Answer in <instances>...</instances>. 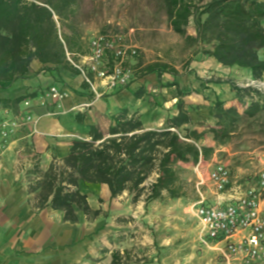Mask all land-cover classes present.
Segmentation results:
<instances>
[{"label": "trees", "instance_id": "obj_1", "mask_svg": "<svg viewBox=\"0 0 264 264\" xmlns=\"http://www.w3.org/2000/svg\"><path fill=\"white\" fill-rule=\"evenodd\" d=\"M164 15L171 29L191 45L194 52L208 54L217 63L245 69L252 79L264 75V0H161ZM73 0H0V87L25 78L33 60L49 69L77 71L67 61L65 52L77 47L76 36L61 35L58 24L73 12ZM194 35L186 26L194 16ZM208 45V48H204ZM156 72L177 75L176 70L162 62L139 66L138 77ZM221 81V80H218ZM230 83V80H223ZM84 85L87 84L84 82ZM177 112L166 118L162 127L145 125L146 113L120 108L111 115L106 135L92 124L88 136L71 141L60 165L51 164L41 178L28 187L36 188V206L64 211L65 220L77 221V213L96 216L100 209H91L87 195L80 187L106 184L110 198L126 191L132 201L142 195L145 203L182 196L178 162L197 164L208 159L218 145L225 144L243 119L254 118L264 110V96L251 86L231 87L237 101L245 104L242 113L224 106L217 97L211 106L213 125L207 131L214 145H197L204 131L184 127L190 115L183 108L181 91L175 82ZM34 92L12 98L0 96V106L15 109ZM141 88L133 96L140 97ZM92 97H89L90 99ZM76 120L80 118L76 116ZM184 131V132H182ZM153 177L149 182L148 179ZM127 251L111 252L108 264H125Z\"/></svg>", "mask_w": 264, "mask_h": 264}, {"label": "rangeland", "instance_id": "obj_2", "mask_svg": "<svg viewBox=\"0 0 264 264\" xmlns=\"http://www.w3.org/2000/svg\"><path fill=\"white\" fill-rule=\"evenodd\" d=\"M72 6L73 12L58 24L61 35L78 38L72 52H85L90 36L96 32L119 33L125 42L135 46L136 55L131 60L135 79L126 87L139 82L140 64L162 62L176 70L174 76L184 79L187 87L181 105L188 111L190 122L184 127L205 132L196 142L199 146L212 141L207 129L213 125L211 106L215 97L224 106L242 113L245 104L236 100L232 84L240 88L251 86L264 96V75L255 80L245 69L224 66L208 54L194 52L196 46L168 25L161 0H73ZM194 17L190 16L186 26L190 35H194ZM263 52L264 49L260 51ZM170 75L160 76L159 85L149 86L142 98L144 109L139 115L146 113L147 127H162L166 118L177 112V101L173 103L167 89L161 87ZM228 79L230 83L223 81ZM23 86L9 83L0 87V96L21 94ZM214 162L226 164L237 177H253L264 168V110L254 118L243 119L210 158L200 159L195 165L178 162L182 196L170 198L164 194L161 199L145 203L144 195L132 201V195L124 191L113 198H98L100 207L106 208L102 214L107 228V252L127 251L125 264H225L215 249L201 244L193 206L197 188L209 194L207 173ZM201 180L203 183L197 185ZM90 188L100 192L98 186H81L83 190Z\"/></svg>", "mask_w": 264, "mask_h": 264}, {"label": "crops", "instance_id": "obj_3", "mask_svg": "<svg viewBox=\"0 0 264 264\" xmlns=\"http://www.w3.org/2000/svg\"><path fill=\"white\" fill-rule=\"evenodd\" d=\"M164 81L161 87L167 89L173 103L176 87L166 86L168 82H175L181 91L187 92L185 80L180 77L171 74ZM14 83L24 85L21 94L35 93L24 99H29V111L37 121L34 130L29 124L21 126L0 157V264H108L111 254L107 252V228L102 214L106 208H101L98 202L100 197H110L106 184H87L98 186L100 192L80 187L91 209H100V213L91 217L77 213V221L65 220L61 209L49 205L37 207L35 196L39 188L30 192L28 187L38 181L51 164L60 165L71 141L87 137L90 125L98 126L106 135L112 123L111 115L120 108L142 113L146 89L159 85L156 72L96 99H88L91 92L78 73L49 69L37 60L31 62L28 76ZM52 84L67 92L59 101L51 100L46 94V88ZM138 88L142 94L135 98L133 93ZM16 95L19 94L3 97ZM90 100L89 105H83ZM22 109V101L14 110L0 106V115H17ZM206 145L212 146L214 142Z\"/></svg>", "mask_w": 264, "mask_h": 264}, {"label": "built area", "instance_id": "obj_4", "mask_svg": "<svg viewBox=\"0 0 264 264\" xmlns=\"http://www.w3.org/2000/svg\"><path fill=\"white\" fill-rule=\"evenodd\" d=\"M135 55V46L121 34L107 32L92 34L83 53L65 52L92 99L118 92L135 79ZM66 93L54 84L46 88L51 100L59 101ZM22 104L17 115H0V157L21 126L29 124L34 130L37 117L29 111V99ZM207 179L209 194L197 188L193 203L201 244L215 249L225 264H264V168L253 177H237L226 164L214 162Z\"/></svg>", "mask_w": 264, "mask_h": 264}]
</instances>
